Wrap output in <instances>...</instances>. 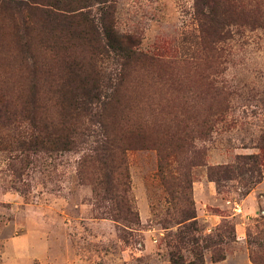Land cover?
Segmentation results:
<instances>
[{"label":"rangeland","instance_id":"1","mask_svg":"<svg viewBox=\"0 0 264 264\" xmlns=\"http://www.w3.org/2000/svg\"><path fill=\"white\" fill-rule=\"evenodd\" d=\"M6 1L0 0V109L13 114L30 95L28 48L40 50L36 61L51 81L62 79L51 72L62 62L42 46L87 45L83 38L68 44L72 32L51 33L41 18L27 30ZM220 3L221 43L210 53L200 40L195 0H115L116 29L161 63L131 66L114 111L119 129L145 132L148 140L125 154L133 223L125 211L112 220L113 205L79 180L94 136L82 138L78 151L21 157L11 145L15 128L0 130V264H171L177 236L187 235L184 219L194 212L190 241L197 245L183 249L187 260L195 250L205 264L230 257L231 264H254L253 256L264 262V167L252 190L249 162H240L230 179L217 171L239 157L264 155V0ZM92 18H100L97 8ZM70 54L89 60L85 51ZM101 63L108 86L114 62ZM49 84L41 92L49 100L45 113L57 118Z\"/></svg>","mask_w":264,"mask_h":264},{"label":"trees","instance_id":"2","mask_svg":"<svg viewBox=\"0 0 264 264\" xmlns=\"http://www.w3.org/2000/svg\"><path fill=\"white\" fill-rule=\"evenodd\" d=\"M14 16L27 30H34L35 20L41 18L43 27L51 33L72 32L68 44L72 45L73 38H83L87 46H42L56 62H62L54 71L62 79H43L47 73V66L36 61L40 50L30 51L31 90L26 106L20 113L6 114L0 109V130L15 128L12 146L18 153L30 155L32 153H45L52 155L78 151L82 138L94 136L92 146L80 159L78 177L83 183H89L94 188L97 199L112 204L108 216L115 222L119 217L115 212L132 216L133 203L131 199V178L125 168V154L129 150L144 149L148 146L146 133L133 130L119 129L116 125L115 109L120 103L119 94L128 76L132 65L141 62L161 65L152 57L135 46V39L120 33L115 27V0H10ZM197 17L201 22L202 35L200 37L203 50L215 53L217 44L221 43L218 32L220 0H195ZM97 8L100 18H92V10ZM91 35L90 39L88 37ZM96 35V36H95ZM97 45V46H95ZM85 51L89 60H78L70 53ZM65 55V59L61 56ZM56 58V59H55ZM111 58L114 62L112 77L108 86H104L101 77V62ZM50 73V72H49ZM64 77V78H63ZM46 88L55 91L52 105L59 110L57 118L46 116L49 109V100H44L41 94ZM41 86H43L41 88ZM41 88V89H40ZM106 91V92H104ZM18 124V127H17ZM24 125V126H23ZM1 132V131H0ZM4 136L0 134V146L4 144ZM10 147V146H9ZM11 148V147H10ZM264 150V146L262 147ZM178 160L177 152L173 155ZM240 162L251 164L249 185L251 190L262 183L264 155L242 156L234 166L219 167L218 173L226 179L241 168ZM164 163V162H163ZM162 163V164H163ZM195 164V163H192ZM168 165V164H167ZM238 166V167H237ZM163 168V166H161ZM219 173V174H220ZM182 175V174H181ZM186 181L189 174L182 175ZM179 180V178H177ZM215 182L219 185L220 179ZM250 190V191H251ZM249 191V192H250ZM247 192L244 196L248 195ZM103 195V196H102ZM101 200V201H102ZM115 205V206H114ZM117 208H114L116 207ZM106 215V216H107ZM195 212L187 215L184 221L187 235L177 236V244L170 254L171 264H205L203 254L191 250L193 258L187 260L183 249L192 245L195 249L197 243H191V235L197 225ZM192 232V233H191ZM191 233V234H189ZM254 264H264L258 257L252 258Z\"/></svg>","mask_w":264,"mask_h":264},{"label":"crops","instance_id":"3","mask_svg":"<svg viewBox=\"0 0 264 264\" xmlns=\"http://www.w3.org/2000/svg\"><path fill=\"white\" fill-rule=\"evenodd\" d=\"M231 259H232V257L228 258L227 260H225L221 263H217V264H231Z\"/></svg>","mask_w":264,"mask_h":264}]
</instances>
